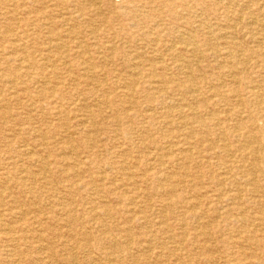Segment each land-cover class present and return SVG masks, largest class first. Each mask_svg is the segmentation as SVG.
<instances>
[{
    "label": "rangeland",
    "instance_id": "1",
    "mask_svg": "<svg viewBox=\"0 0 264 264\" xmlns=\"http://www.w3.org/2000/svg\"><path fill=\"white\" fill-rule=\"evenodd\" d=\"M85 1L0 0V264H264V0Z\"/></svg>",
    "mask_w": 264,
    "mask_h": 264
},
{
    "label": "bare ground",
    "instance_id": "2",
    "mask_svg": "<svg viewBox=\"0 0 264 264\" xmlns=\"http://www.w3.org/2000/svg\"><path fill=\"white\" fill-rule=\"evenodd\" d=\"M7 1H8V0H7ZM76 1H77V0H76ZM87 1H88V0H87ZM174 1H175V0H174ZM190 1H191V0H190ZM218 1H220V0H218ZM222 1H223V0H222ZM222 1H221V2H222ZM238 1H240V0H238ZM84 2L86 3L85 0H84ZM90 2H91V1H90ZM164 2H165V1H164ZM192 2H193V1H192ZM208 2H209V1H208ZM208 2H207V4H208ZM227 2H228V1H227ZM229 2H230V1H229ZM236 2H237V0H236ZM255 2H256V1H255ZM255 2H254V4H256ZM257 2H258V1H257ZM71 3H72V2H71ZM71 3H70V4H71ZM95 3H96V2H95ZM159 3H160V1H159ZM205 3H206V2H205ZM217 3H218V2H217ZM232 3H233V2H232ZM244 3H245V2H244ZM246 3H247V2H246ZM246 3H245V5H246ZM80 4H81V3H80ZM86 4H88V3H86ZM105 4H106V1H105ZM192 4H193V3H192ZM209 4H210V3H209ZM242 4H243V3H242ZM49 5H51V4H49ZM135 5H136V4H135ZM137 5H138V4H137ZM234 5H235V4H234ZM243 5H244V4H243ZM262 5H263V4H262ZM11 6H12V5H11ZM36 6H37V5H36ZM38 6H39V5H38ZM38 6H37V7H38ZM40 6H41V5H40ZM68 6H70V5L68 4ZM83 6H84V5H83ZM98 6H99V4H98ZM145 6H146V5H145ZM204 6H205V5H204ZM235 6H236V5H235ZM246 6L248 7V5H246ZM249 6H250V5H249ZM75 7H76V6H75ZM77 7H78V6H77ZM139 7H140V6H139ZM139 7H138V8H139ZM160 7H161V6H160ZM185 7H186V6H185ZM205 7H206V6H205ZM93 8H94V6H93ZM133 8H134V7H133ZM192 8H193V7H192ZM240 8H241V7H239L238 9H240ZM37 9H38V8H37ZM70 9H71V8H70ZM78 9H79V8H78ZM86 9H87V8H86ZM103 9H104V7H103ZM139 9H140V8H139ZM184 9H185V8H184ZM242 9H243V8H242ZM259 9H260V8H259ZM76 10H77V9H76ZM76 10H75V11H76ZM190 10H192V9H190ZM201 10H202V9H201ZM201 10H200V11H201ZM217 10H218V9H217ZM48 11H49V10H48ZM96 11H97V10H96ZM154 11H155V10H154ZM186 11H187V10H186ZM193 11H194V10H193ZM227 11H228V10H227ZM236 11H237V10H236ZM239 11H240V10H239ZM49 12H50V11H49ZM93 12H94V11H93ZM98 12H99V11H98ZM156 12H157V11H156ZM188 12H189V11H188ZM188 12H187V13H188ZM216 12H217V11H216ZM229 12H230V11H229ZM258 12H259V11H258ZM258 12H257V13H258ZM50 13H51V12H50ZM53 13H54V12H53ZM86 13H87V12H86ZM128 13H129L128 15H130V16H132L133 14H135V13H133L132 11H130V12H128ZM244 13H245V12H244ZM179 14H180V13H179ZM22 15H23V14H22ZM204 15H205V14H204ZM229 15H230V14H229ZM237 15H238V14H237ZM246 15H249V14H246ZM250 15H252V14H250ZM37 16H38V15H37ZM90 16H92V13L90 14ZM96 16H97V15H96ZM124 16H125V15H124ZM145 16H146V14H145ZM177 16H178V15H177ZM183 16H184V15H183ZM186 16H187V14H186ZM186 16H185V17H186ZM207 16H208V15H207ZM227 16H228V15H227ZM71 17H72V15H71ZM140 17H141V16H140ZM155 17H156V16H155ZM170 17H171V16H170ZM174 17H175V16H174ZM38 18H39V17H38ZM38 18H37V19H38ZM97 18H98V17H97ZM97 18H96V19H97ZM111 18H112V16H111ZM146 18L148 19V17H146ZM161 18H162V17H161ZM190 18H191V17H190ZM190 18H189V19H190ZM237 18H238V17H237ZM132 19H133V18H132ZM150 19H151V18H150ZM182 19H183V18H182ZM196 19H197V18H196ZM226 19H227V18H226ZM234 19H235V18H233V20H234ZM238 19H239V18H238ZM240 19L242 20V18H240ZM29 20H30V17H29ZM74 20H75V19H74ZM78 20H79V19H78ZM99 20H100V18H99ZM151 20H152V19H151ZM191 20H192V19H191ZM201 20H204V21H205L204 18L201 19ZM233 20H232V21H233ZM251 20H252V19H251ZM110 21H111V23H112L113 19H112V20L110 19ZM110 21H109V22H110ZM117 21H118V19H117ZM226 21H227V20H226ZM253 21H255V20L253 19ZM46 22H47V21H46ZM100 22H102V20H101ZM114 22H115V21H114ZM120 22H122V21L120 20ZM169 22H170V21H169ZM233 22H234V21H233ZM235 22H236V21H235ZM245 22H246V21H245ZM251 22H252V21H251ZM87 23H88V22H87ZM115 23H116V22H115ZM155 23H156V22H155ZM195 23H196V22H195ZM195 23H194V24H195ZM205 23H206V22H205ZM227 23H228V22H227ZM247 23H248V22H247ZM254 23H255V22H254ZM260 23H261V22H260ZM42 24H44V23L42 22ZM80 24H81V23H80ZM80 24H79V25H80ZM148 24H150V23H148ZM181 24H182V23H181ZM199 24H200V23H199ZM224 24H225V23H224ZM249 24H250V22H249ZM106 25H107V24H106ZM115 25H116V24H115ZM124 25H125V24H124ZM131 25H132V24H131ZM133 25H134V24H133ZM244 25H245V24H244ZM252 25H253V23H252ZM36 26H37V25H36ZM112 26H113V25H112ZM122 26H123V25H122ZM150 26H151V25H150ZM161 26H162V25H161ZM167 26H168V25H167ZM237 26H238V25H237ZM247 26H248V25H247ZM124 27H126V26H124ZM147 27H149V26H147ZM200 27H201V26H200ZM200 27H199V28H200ZM208 27H209V26H208ZM212 27H213V26H212ZM225 27H226V26H225ZM263 27H264V26H262V28H263ZM122 28H123V27H122ZM129 28H130V27H129ZM132 28H133V27H132ZM183 28H184V27H183ZM189 28H190V27H189ZM194 28H195V27H194ZM218 28H219V27H218ZM222 28H224V27H222ZM256 28H257V26H256ZM28 29H29V28H28ZM104 29H105V28H104ZM104 29H103V30H104ZM123 29H124V28H123ZM140 29H142V28H140ZM150 29H151V27H150ZM153 29H154V28H153ZM203 29H204V28H203ZM207 29H208V28H207ZM216 29H217V28H216ZM248 29H249V28H248ZM103 30H102V31H103ZM131 30H132V29H131ZM135 30H136V29H135ZM169 30H170V29H169ZM176 30H177V29H176ZM182 30H183V29H182ZM246 30H247V29H246ZM85 31H86V30H85ZM91 31H92V29H91ZM119 31H120V30H118V32H119ZM123 31H124V30H123ZM165 31H166V30H165ZM189 31H191V30H189ZM199 31H200V30H199ZM220 31H224V30H220ZM247 31H248V30H247ZM261 31H262V30H261ZM18 32H19V31H18ZM33 32H34V30H33ZM86 32H87V31H86ZM133 32H134V31H133ZM185 32H186V31H185ZM215 32H216V31H215ZM135 33H136V31H135ZM182 33H183V32H182ZM188 33H189V32H188ZM239 33L241 34V32H239ZM239 33H238V34H239ZM244 33H248V32L245 31ZM137 34H140V33H137ZM143 34H144V33H143ZM185 34H186V33H185ZM193 34H194V32H193ZM240 34H239V35H240ZM248 34H249V33H248ZM45 35H46V34H45ZM116 35H117V34H116ZM141 35H142V34H141ZM154 35H155V33H154ZM158 35H159V34H158ZM178 35H180V34H178ZM220 35H221V34H219V36H220ZM257 35H258V34H257ZM34 36H35V35H34ZM65 36H66V35H65ZM68 36H69V35H68ZM86 36H87V34H86ZM152 36H153V35H152ZM181 36H182L181 38H184V37H185L184 40H186V39L188 38L189 34H186V35H183V34H182ZM207 36H208V35H207ZM222 36H223V35H222ZM69 37H70V36H69ZM118 37H119V36H117V39H119ZM124 37H125V36H124ZM142 37H144V36H142ZM162 37H163V35H162ZM234 37H235V36H234ZM246 37H247V36H246ZM249 37H250V36H249ZM263 37H264V36H263ZM47 38H48V37H47ZM70 38H71V37H70ZM110 38H111V37H110ZM137 38H138V37H137ZM151 38H152V37H151ZM163 38H164V37H163ZM178 38H179V37H178ZM216 38H217V37H216ZM232 38H233V37H232ZM44 39H46V38H44ZM86 39H87V38H86ZM115 39H116V38H115ZM143 39H145V37H144ZM149 39H150V38H149ZM152 39H153V38H152ZM169 39H170V38H169ZM207 39H208V37H207ZM209 39H210V38H209ZM218 39H220V38H218ZM224 39H225V38H223V40H224ZM257 39H258V38H257ZM19 40H20V39H19ZM21 40H22V39H21ZM53 40H54V39H53ZM99 40H100V39H99ZM121 40H122V39H121ZM129 40H130V39H129ZM140 40H141V39H140ZM140 40H139V41H140ZM153 40H155V39H153ZM178 40H179V39H178ZM193 40H194V39H193ZM228 40H229V39H228ZM240 40H241V39H240ZM243 40H244V39H243ZM260 40H261V39H260ZM91 41H92V40H91ZM113 41H114V40H113ZM132 41H133V38H132ZM167 41H168V40H167ZM179 41L181 42L182 40H179ZM70 42H71V41H70ZM117 42H118V41H117ZM119 42H120V41H119ZM151 42H152V40H151ZM161 42H162V41L160 40V43H161ZM163 42H164V41H163ZM163 42H162V43H163ZM171 42H172V41H171ZM203 42H204V41H203ZM208 42L210 43V41H208ZM213 42H214V41H213ZM249 42H250V40H249ZM254 42H255V41H254ZM110 43H111V42H110ZM112 43H113V42H112ZM147 43H148V41H147ZM183 43H184V42H183ZM187 43H188V45H189L190 47H192V50H193L192 54H193V53H194V54L196 53L195 55H197V56L199 55V57H201V56H200V53L197 52V51L195 50V48H194V47H195L194 44H195L196 42L194 43V41L192 42V40H189V39H188ZM187 43H186V44H187ZM28 44H29V43H28ZM114 44H115V43H114ZM114 44H113V45H114ZM119 44H120V43H119ZM119 44H118V45H119ZM121 44H122V43H121ZM148 44H149V43H148ZM150 44H151V43H150ZM170 44H171V43H170ZM174 44H175V43H174ZM222 44H224V42H222ZM226 44H227V43H226ZM226 44H225V45H226ZM230 44H231V43H230ZM230 44H229V45H230ZM241 44H242V43H241ZM244 44H245V43H244ZM60 45H62V44H60ZM92 45H93V44H92ZM118 45H117V46H118ZM136 45H137V44H136ZM159 45H161V44H159ZM195 45H196V44H195ZM205 45H206V44H205ZM210 45H211V44H210ZM238 45H239V44H238ZM19 46H20V45H19ZM25 46H27V44H25ZM62 46H63V45H62ZM114 46H115V45H114ZM117 46H116V47H117ZM139 46H140V45H139ZM166 46H167V44H166ZM169 46H170V45H169ZM172 46H173V45H172ZM172 46H170V47H172ZM175 46H176V45H174L173 48H175ZM202 46H203V45H202ZM208 46H209V45H208ZM215 46H216V45H215ZM227 46H228V45H227ZM76 47H77V46H76ZM116 47H115V48H116ZM120 47H121V46H120ZM125 47H126V46H125ZM134 47H135V46H134ZM136 47H137V46H136ZM136 47H135V49L137 50ZM164 47H165V46H164ZM206 47H207V46H206ZM213 47H214V46H213ZM221 47H223V46L221 45ZM142 48H144V47H142ZM149 48H150V47H149ZM173 48H172V49H173ZM225 48H226V47H225ZM225 48H224V50H225ZM21 49H22V47H21ZM144 49H145V48H144ZM153 49H154V48H153ZM210 49H211V48H210ZM226 49H227V48H226ZM236 49H237V48H236ZM56 50H58V49H56ZM110 50H111V47H110ZM123 50H124V49H123ZM139 50H140V49H139ZM141 50H143V49H141ZM162 50H163V49H161V51H162ZM164 50H166V49H164ZM168 50H170V48H169ZM168 50H167V53H168ZM179 50H180V49H179ZM190 50H191V49H190ZM190 50H189V51H190ZM207 50H209V49H207ZM211 50H212V49H211ZM221 50H222V49H221ZM4 51H5V50H4ZM7 51H8V49H7ZM67 51H68V50H67ZM126 51H128V50H126ZM134 51H135V50H134ZM222 51H223V50H222ZM75 52H76V51H75ZM122 52H123V51H122ZM157 52H158V51H157ZM183 52H185V51H183ZM219 52H220V51H219ZM233 52H234V51H233ZM53 53H54V52H53ZM123 53H124V52H123ZM125 53H126V52H125ZM130 53H131V52H130ZM136 53H137V52H136ZM162 53H163V52H162ZM238 53H239V52H238ZM259 53H260V52H259ZM43 54H45V53H43ZM48 54H49V53H48ZM153 54H154V52H153ZM153 54H152V55H153ZM170 54H172V52H171ZM262 54H263V53H262ZM262 54H260V55H262ZM108 55H109V54H108ZM127 55H128V54H127ZM137 55H138V54H137ZM175 55H176V54H175ZM204 55H205V53H204ZM226 55H227V54H226ZM41 56H42V54H41ZM46 56H47V55H46ZM97 56H98V55H97ZM97 56H96V57H97ZM123 56H124L123 59H125V57H127L126 55H123ZM149 56H151V54H150ZM176 56H177V55H176ZM176 56H175V57H176ZM181 56H182V55H181ZM232 56H233V55H232ZM30 57H31V56H30ZM30 57H29V59H30ZM32 57H33V56H32ZM43 57H44V56H43ZM43 57H42V58H43ZM133 57H135V56H132V58H133ZM136 57H137V56H136ZM142 57H144V56H142ZM147 57H148V56H147ZM199 57H198V58H199ZM205 57H206V56H205ZM228 57H229V56H228ZM238 57H239V56H238ZM246 57L248 58L249 55H248V56H245V58H246ZM51 58H52V57H51ZM58 58H59V57H58ZM60 58H61V57H60ZM115 58H116V56H115ZM159 58H161V56H160ZM159 58H158V59H159ZM177 58H178V57H177ZM190 58H192V55H191ZM233 58H234V57H233ZM0 59H1V58H0ZM45 59H46V58H45ZM54 59H55V58H54ZM98 59H99V58H98ZM118 59H120V57H119ZM153 59H155V58H153ZM156 59H157V58H156ZM158 59H157V60H158ZM183 59H184V58H183ZM201 59H202V58H201ZM238 59H239V58H238ZM99 60H100V59H99ZM110 60H111V59H110ZM115 60L118 61L117 59H115ZM125 60H126V59H125ZM132 60H133V59H132ZM135 60H136V59H135ZM149 60H152V59H149ZM157 60H156V61H157ZM229 60H230V59H229ZM244 60H245V59H244ZM129 61H130V60H129ZM180 61H181V60H180ZM202 61H203V60H202ZM31 62H32V61H31ZM43 62H44V61H43ZM126 62H127V61H126ZM154 62H155V61H154ZM159 62H160V61H159ZM162 62H163V61H162ZM186 62H187V61H186ZM189 62H190V61H189ZM234 62H235V61H234ZM246 62H247V61H246ZM96 63H97V62H96ZM104 63H105V62H104ZM109 63H110V62H109ZM127 63H129V62H127ZM194 63H196V61H194ZM198 63H199V62H198ZM200 63H201V61H200ZM220 63H221V62H220ZM247 63H248V62H247ZM38 64H39V62H38ZM132 64H133V63H132ZM185 64H186V63H185ZM189 64H190V63H189ZM217 64H218V63H217ZM229 64H230V63H229ZM232 64H233V63H232ZM13 65H14V64H13ZM15 65H16V64H15ZM41 65H43V64H41ZM52 65H53V64H52ZM58 65H59V64H58ZM97 65H98V64H97ZM144 65H145V64H144ZM171 65H172V64H171ZM213 65H214V64H213ZM7 66H8V65H7ZM48 66H49V65H48ZM50 66H51V65H50ZM125 66H127V65H125ZM129 66H130V65H129ZM132 66H133V65H132ZM37 67H39V66H37ZM41 67H42V66H41ZM122 67H123V66H122ZM122 67H121V68H122ZM130 67H131V66H130ZM135 67H136V69H137L138 66H135ZM154 67H155V66H154ZM179 67H180V66H179ZM216 67H217V66H216ZM14 68H15V67H14ZM64 68H66V67H64ZM132 68H133V67H132ZM132 68H131V69H132ZM158 68H159V67H158ZM212 68H213V67H212ZM217 68H218V67H217ZM242 68H243V67H242ZM253 68H254V67H253ZM12 69H13V68H12ZM67 69H68V68H67ZM67 69H66V70H67ZM119 69H120V68H119ZM126 69H128V68L126 67ZM167 69H168V68H167ZM202 69H203V68H202ZM48 70H50V69H48ZM62 70H63V69H62ZM123 70H124V69H123ZM132 70H133V69H132ZM179 70H180V68H179ZM220 70H221V69H220ZM242 70H243V69H242ZM64 71H65V70H64ZM121 71H122V70H121ZM151 71H152V70H151ZM181 71H182V70H181ZM10 72H11V71H10ZM14 72H15V71H14ZM14 72H13V73H14ZM18 72H20V71H18ZM49 72H50V71H49ZM125 72H126V71H125ZM194 72H195V71H194ZM241 72H242V71H241ZM15 73H16V72H15ZM62 73H63V72H62ZM65 73H67V72H65ZM120 73H121V72H120ZM133 73H134V72H133ZM133 73H132V74H133ZM167 73H168V72H167ZM174 73H175V72H174ZM177 73H179V72H177ZM177 73H176V74H177ZM186 73H187V72H186ZM191 73H192V72H191ZM40 74H41V73H40ZM44 74H45V73H44ZM57 74H58V73H57ZM134 74H136V73H134ZM188 74H189V73H188ZM229 74H230V73H229ZM41 75H42V74H41ZM58 75H59V74H58ZM177 75H178V74H177ZM186 75H187V74H186ZM196 75H197V74H196ZM237 75H238V74H237ZM42 76H43V75H42ZM44 76H45V75H44ZM64 76H65V75H64ZM115 76H116V75H115ZM119 76H120V75H119ZM147 76H148V74H147ZM170 76H172V75H170ZM187 76H188V75H187ZM198 76H199V74H198ZM25 77H26V76H25ZM87 77H88V76H87ZM104 77H105V76H104ZM196 77H197V76H196ZM228 77H229V76H228ZM43 78H44V77H43ZM89 78H90V77H89ZM119 78H120V77H119ZM125 78H127V77H125ZM186 78H187V77H186ZM186 78H183V79H186ZM202 78H204V77H202ZM213 78H214V77H213ZM232 78H233V77H232ZM248 78H249V77H248ZM13 79H14V76H13ZM140 79H141V78H140ZM198 79H199V78H198ZM209 79H210V77H209ZM215 79H217V78H215ZM226 79H227V78H226ZM43 80H44V79H43ZM47 80H48V79H47ZM68 80H69V79H68ZM75 80H76V79H75ZM101 80H102V79H101ZM101 80H100V81H101ZM180 80H182V79H180ZM12 81H13V80H12ZM26 81H27V80H26ZM79 81H80V80H79ZM115 81H116V80H115ZM124 81H125V80H124ZM140 81H141V80H140ZM221 81H223V80H221ZM221 81H220V82H221ZM236 81H237V78H236ZM4 82H5V81H4ZM46 82H47V81H46ZM48 82H49V81H48ZM85 82H86V81H85ZM87 82H88V81H87ZM168 82H169V81H168ZM185 82H186V81H185ZM214 82H215V80H214ZM224 82H225V81H224ZM242 82H243V81H242ZM9 83H11V82L9 81ZM19 83L21 84L22 82H19ZM53 83H54V82H53ZM75 83H76V81H75ZM109 83H110V82H109ZM111 83H112V82H111ZM133 83H134V81H133ZM186 83H187V82H186ZM238 83H239V82H238ZM4 84H5V83H4ZM4 84H3V85H4ZM7 84H8V83H7ZM13 84H14V83H13ZM77 84H78V83H77ZM77 84H76V85H77ZM86 84H87V83H86ZM86 84H85V86H86ZM123 84H124V83H123ZM123 84H121V85H123ZM135 84H136V83H135ZM204 84H205V82H204ZM95 85H96V84H95ZM168 85H169V84H168ZM211 85H212V84H211ZM5 86H6V85H5ZM74 86H75V84H74ZM74 86H73V87H74ZM124 86H125V85H124ZM126 86H127V85H126ZM131 86H132V85H131ZM133 86H135V85H133ZM139 86H141V85H139ZM139 86H138V88H139ZM164 86H165V85H164ZM217 86H218V85H217ZM77 87H79V86H77ZM96 87H97V86H96ZM141 87H142V86H141ZM166 87H167V86H166ZM218 87H219V86H218ZM234 87H235V86H234ZM70 88H71V87H70ZM81 88H82V87H81ZM101 88H102V87H101ZM114 88H115V87H114ZM114 88H113V89H114ZM126 88H127V87H126ZM205 88H206V87H205ZM207 88H209V87H207ZM252 88H253V87H252ZM255 88H256V87H255ZM6 89H7V88H6ZM45 89H46V88H45ZM52 89H53V88H52ZM71 89H72V88H71ZM98 89L100 90V88H98ZM120 89H121V88H120ZM146 89H147V87H146ZM212 89H213V88H212ZM24 90H25V89H24ZM84 90H85V89H84ZM88 90H89V89H88ZM104 90H105V89H104ZM148 90H149V89H148ZM2 91H3V89H2ZM22 91H23V90H22ZM52 91H53V90H52ZM67 91H68V90H67ZM67 91H66V93H67ZM97 91H98V90H97ZM97 91H96V92H97ZM100 91H101V90H100ZM120 91H121V90H120ZM159 91H160V90H159ZM173 91H174V90H173ZM189 91H190V90H189ZM50 92H51V91H50ZM85 92H86V91H85ZM175 92H176V91H175ZM191 92H192V91H191ZM52 93H53V92H52ZM89 93H90V92H89ZM97 93H98V92H97ZM152 93H153V92H152ZM196 93H197V92H196ZM200 93H201V92H200ZM25 94H26V93H24V95H25ZM28 94H29V93H28ZM91 94H94V93H91ZM146 94H147V93H146ZM11 95H12V94H11ZM14 95H15V94H14ZM49 95H50V94H49ZM53 95H55V94H53ZM70 95H74V94H70ZM70 95H69V96H70ZM89 95H90V94H89ZM101 95H102V94H101ZM140 95H141V94H140ZM144 95H145V93H144ZM144 95H143V96H144ZM172 95H173V94H172ZM189 95H190V94H189ZM22 96H23V93H22ZM26 96H27V95H26ZM26 96H25V97H26ZM29 96H30V95H29ZM98 96H99V95H98ZM109 96H110V95H109ZM232 96H233V94H232ZM8 97H9V96H8ZM66 97H67V95H66ZM73 97H74V96H73ZM93 97H95V95H94ZM144 97H145V96H144ZM213 97H214V96H213ZM20 98H21V97H20ZM59 98H60V97H59ZM59 98H58V99H59ZM134 98H135V97H134ZM142 98H143V97H142ZM146 98H147V97H146ZM198 98H199V97H198ZM235 98H236V97H235ZM21 99H22V98H21ZM23 99H24V98H23ZM92 99H93V98H92ZM107 99H108V98H107ZM154 99H155V98H154ZM159 99H160V97H159ZM201 99H202V98H201ZM1 100H2V99H1ZM1 100H0V101H1ZM12 100H13V99H12ZM33 100H34V99H33ZM73 100H74V99H73ZM73 100H72V101H73ZM98 100H99V99H98ZM223 100H224V99H223ZM25 101H26V100H25ZM27 101H28V100H27ZM29 101H30V100H29ZM61 101H62V100H61ZM74 101H75V100H74ZM104 101H106V100L104 99ZM190 101H192V100H190ZM8 102H9V101H8ZM90 102H91V101H90ZM107 102H108V101H107ZM110 102H111V101H110ZM116 102H117V101H116ZM224 102H225V101H224ZM240 102H241V101H240ZM251 102H252V101H251ZM1 103H2V102H1ZM5 103H6V102H5ZM27 103H28V102H27ZM60 103H61V102H60ZM69 103H70V102H69ZM83 103H85V102H83ZM95 103H96V101H95ZM56 104H57V103H56ZM103 104H104V103H103ZM225 104H226V103H225ZM31 105H32V103L30 104V106H31ZM52 105H53V104H52ZM70 105H71V104H70ZM77 105H78V104H77ZM82 105H84V104H82ZM86 105H87V104H86ZM86 105H85V106H86ZM89 105H90V104H89ZM89 105H88V106H89ZM227 105H228V104H227ZM93 106H94V105H93ZM102 106H103V105H102ZM107 106H108V105H107ZM110 106H111V105H110ZM138 106H139V105H138ZM171 106H172V105H171ZM195 106H196V105H195ZM225 106H226V105H225ZM2 107H5V106H2ZM50 107H51V106H50ZM52 107H53V106H52ZM66 107H67V106H66ZM149 107H152V104H151V106H149ZM176 107H177V105H176ZM0 108H1V107H0ZM5 108H6V107H5ZM28 108H29V107H28ZM81 108L83 109V107H81ZM81 108H79V109H81ZM87 108H88V107H87ZM91 108H92V107H91ZM104 108H105V105H104ZM117 108H118V107H117ZM6 109H7V108H6ZM38 109H39V108H38ZM42 109H43V108H42ZM70 109H71V108H70ZM79 109H78V110H79ZM85 109H86V107H85ZM88 109H89V108H88ZM93 109H96V107H93ZM99 109H100V108H99ZM146 109H147V108H146ZM217 109H218V108H217ZM52 110H53V109H52ZM57 110H58V107H57ZM73 110H74V109H73ZM89 110H90V109H89ZM101 110H102V109H101ZM104 110H105V109H104ZM111 110H112V109H111ZM114 110H115V109H114ZM116 110H117V109H116ZM213 110H214V109H213ZM224 110H225V109H224ZM32 111H33V110H32ZM83 111H85V110H83ZM98 111H99V110H98ZM143 111H144V110H143ZM158 111H159V110H158ZM162 111H163V110H162ZM200 111H201V110H200ZM70 112H71V111H70ZM79 112H80V111H79ZM110 112H111V111H110ZM201 112H202V111H201ZM211 112H212V111H211ZM211 112H210V113H211ZM229 112H230V111H229ZM229 112H227V113H229ZM73 113H74V112H73ZM76 113H78V112H76ZM89 113H90V111H89ZM95 113H96V112H95ZM100 113L102 114V111H101ZM198 113H199V112H198ZM230 113H231V112H230ZM24 114H25V113H24ZM31 114H32V113H31ZM37 114H38V113H37ZM44 114H45V112H44ZM66 114H67V112H66ZM82 114H83V113H82ZM91 114H92V113H91ZM109 114H110V113H109ZM111 114H113V113H111ZM144 114H145V113H144ZM29 115H30V114H29ZM29 115H28V117H29ZM42 115H43V114H42ZM54 115H55V114H54ZM56 115H57V114H56ZM62 115H63V114H62ZM68 115H69V114H68ZM74 115H75V114H74ZM76 115H77V114H76ZM92 115H93V114H92ZM99 115H100V114H99ZM149 115H150V114H149ZM196 115H197V114H196ZM204 115H205V113H204ZM219 115H220V114H219ZM46 116H48V115H46ZM51 116H52V115H51ZM57 116H58V115H57ZM70 116H71V113H70ZM100 116H101V115H100ZM151 116H152V115H151ZM240 116H241V115H240ZM31 117H32V116H31ZM74 117H75V116H74ZM82 117H85V116H82ZM87 117H88V116H87ZM91 117H92V116H91ZM107 117H108V116H107ZM115 117H116V116H115ZM149 117H150V116H149ZM152 117H153V116H152ZM198 117H199V116H198ZM10 118H11V117H10ZM10 118H9V119H10ZM12 118H13V115H12ZM79 118H80V117H79ZM110 118H112V117L110 116ZM208 118H209V117H208ZM214 118H215V117H214ZM16 119H17V118H16ZM90 119H91V118H90ZM100 119H101V118H100ZM210 119H211V118H210ZM4 120H5V119H4ZM74 120H75V119H74ZM93 120H94V118H93ZM118 120H119V119H118ZM157 120H158V119H157ZM12 121H13V120H12ZM18 121H19V120H18ZM20 121H22V120H20ZM65 121H66V120H65ZM87 121H88V120H87ZM89 121H90V120H89ZM91 121H92V120H91ZM101 121H102V120H101ZM114 121H115V120H114ZM225 121H226V120H225ZM5 122H6V121H5ZM76 122H77V121H76ZM83 122H84V120H83ZM85 122H86V120H85ZM93 122H94V121H93ZM117 122H119V124H120V121H117ZM207 122H208V121H207ZM9 123H10V122H9ZM43 123H44V122H43ZM68 123H69V122H68ZM90 123H91V122H90ZM97 123H98V122H97ZM186 123H187V122H186ZM194 123L196 124V127H198V125H199L200 122H196V121H194ZM10 124H11V123H10ZM16 124H17V123H16ZM18 124H19V123H18ZM18 124H17V125H18ZM37 124H38V123H37ZM50 124H51V123H50ZM66 124H67V123H66ZM73 124H74V123H73ZM73 124H72V125H73ZM75 124H76V123H75ZM87 124H89V123H87ZM93 124H94V123H93ZM105 124H106V123H105ZM114 124H115V123H114ZM197 124H198V125H197ZM82 125H84V123H83ZM14 126H15V125H14ZM68 126H69V125H68ZM73 126H74V125H73ZM79 126H80V125H79ZM181 126H182V125H181ZM15 127H16V126H15ZM43 127H44V126H43ZM87 127H90V126H87ZM115 127H116V126H115ZM179 127H180V126H179ZM13 128H14V127H13ZM32 128H33V127H32ZM67 128H68V127H67ZM70 128H71V127H70ZM70 128H68V130H69ZM81 128H82V127H81ZM138 128H140V127H138ZM10 129H12V128H10ZM17 129H18V128H17ZM17 129H16V130H17ZM28 129H29V128H28ZM71 129H72V128H71ZM89 129H90V128H89ZM93 129H94V128H93ZM99 129H100V128H99ZM16 130H15V131H16ZM103 130H104V129H103ZM142 130H143V129H142ZM1 131H2V130H1ZM18 131H19V130H18ZM34 131H35V130H34ZM34 131H33V132H34ZM43 131H44V130H43ZM52 131H53V130H52ZM87 131H89V130H87ZM93 131H94V130H93ZM98 131H100V130H98ZM16 132H17V131H16ZM64 132H65V130H64ZM66 132H67V131H66ZM94 132H96V131H94ZM94 132H93V133H94ZM103 132H104V131H103ZM145 132H146V130H145ZM179 132H180V131H179ZM185 132H186V131H185ZM187 132H188V131H187ZM31 133H32V132H31ZM37 133H38V132H37ZM68 133H69V132H68ZM74 133H75V132H74ZM93 133H92V134H93ZM141 133H142V132H141ZM222 133H223V132H222ZM222 133H221V134H222ZM3 134H4V133H3ZM7 134H8V133H7ZM24 134H25V133H24ZM53 134H54V132H53ZM63 134H64V133H63ZM63 134H62V135H63ZM71 134H72V133H71ZM90 134H91V133H90ZM90 134H89V135H90ZM58 135H59V134H58ZM76 135H77V134H76ZM4 136H5V134H4ZM10 136H11V135H10ZM52 136H53V135H52ZM82 136H84V135L82 134ZM87 136H88V135H87ZM220 136H221V135H220ZM8 137H9V136H8ZM32 137H33V136H32ZM53 137H54V136H53ZM67 137H68V136H67ZM119 137H120V136H119ZM2 138H3V137H2ZM14 138H15V136H14ZM27 138H28V137H27ZM33 138H34V137H33ZM54 138H55V137H54ZM144 138H146V137H144ZM217 138H218V136H217ZM217 138H215V139H217ZM60 139H61V138H60ZM71 139H72V138H71ZM90 139H91V138H90ZM97 139H98V138H97ZM4 140H5V139H4ZM4 140H3V141H4ZM11 140H12V138H11ZM11 140H10V141H11ZM13 140H14V139H13ZM54 140H55V139H54ZM83 140H85V139H83ZM86 140H87V139H86ZM111 140H112V139H111ZM113 140H114V139H113ZM113 140H112V141H113ZM118 140H119V139H118ZM145 140H146V139H145ZM202 140H203V139H202ZM8 141H9V140H8ZM15 141H16V140H15ZM24 141H25V140H24ZM45 141H46V140H45ZM112 141H110V142H112ZM198 141H199V140H198ZM6 142H7V141H6ZM55 142H56V141H55ZM69 142H70V141H69ZM75 142H76V141H75ZM85 142H86V141H85ZM102 142H104V141H102ZM16 143H17V142H16ZM16 143H15V144H16ZM23 143H24V142H23ZM23 143H22V144H23ZM25 143H26V142H25ZM61 143H62V142H61ZM86 143H87V142H86ZM100 143H101V142H100ZM172 143H174V142H172ZM6 144H7V143H6ZM83 144H84V143H83ZM38 145H39V144H38ZM38 145L35 146V147H39ZM80 145H81V144H80ZM116 145H118V144L116 143ZM116 145H114V146H116ZM104 146H105V145H104ZM104 146H103V147H104ZM119 146H120V145H119ZM1 147H2V146H1ZM10 147H11V146H10ZM100 147H101V146H100ZM103 147H102V149H103ZM116 147H117V146H116ZM20 148H21V147H20ZM55 148H56V147H55ZM57 148H58V147H57ZM82 148H83V147H82ZM85 148H86V146H85ZM87 148H88V147H87ZM87 148H86V149H87ZM92 148H93V147H92ZM113 148H114V147H113ZM0 149H1V148H0ZM16 149H17V148H16ZM18 149H19V148H18ZM34 149H35V148H34ZM63 149H64V148H63ZM86 149H85V153H86ZM93 149H94V148H93ZM100 149H101V148H100ZM70 150H71V149H70ZM96 150H97V148H96ZM111 150H112V149H111ZM37 151H38V150H37ZM42 151H43V150H42ZM87 151H88V150H87ZM105 151H106V150H105ZM2 152H3V151H2ZM24 152H25V151H24ZM56 152H57V151H56ZM63 152H64V151H63ZM89 152H90V149H89ZM37 153H38V152H37ZM68 153H69V152H68ZM68 153H67V154H68ZM71 153H72V152H71ZM80 153H81V152H80ZM98 153H99V152H98ZM104 153H105V152H104ZM113 153H114V152H113ZM121 153H122V152H121ZM5 154H6V153H5ZM30 154H31V153H30ZM53 154H54V152H53ZM67 154H66V155H67ZM96 154H97V153H96ZM106 154H107V153H106ZM116 154H117V153H116ZM7 155H8V154H7ZM43 155H44V154H43ZM121 155H122V154H121ZM14 156H15V155H14ZM55 156H56V155H55ZM92 156H93V155H92ZM69 157H70V156H69ZM78 157H79V156H78ZM84 157H85V156H84ZM86 157H89V156H86ZM90 157H91V156H90ZM103 157H104V156H103ZM118 157H119V156H118ZM159 157H160V155H159ZM15 158H16V157H15ZM89 159H90V158H89ZM111 159H112V158H111ZM11 160H12V159H11ZM24 160H26V159H24ZM78 160H79V159H78ZM8 161H9V160H8ZM26 161H27V160H26ZM71 161H72V160H71ZM82 161H83V160H82ZM100 161H101V160H100ZM110 161H111V160H110ZM115 161H116V160H115ZM53 162H54V161H53ZM88 162H89V161H88ZM111 162H112V161H111ZM111 162H110V163H111ZM257 162H258V161H257ZM18 163H19V162H18ZM34 163H35V162H34ZM34 163H33V164H34ZM36 163H37V162H36ZM99 163H100V162H99ZM106 163H107V162H106ZM118 163H119V162H118ZM118 163H117V164H118ZM57 164H58V163H57ZM71 164H72V163H71ZM74 164H75V162H74ZM79 164H80V163H79ZM61 165H62V164H61ZM80 165H81V164H80ZM104 165H105V164H104ZM115 165H116V164H115ZM118 165H119V164H118ZM5 166H6V165H5ZM12 166H13V165H12ZM55 166H56V164H55ZM106 166H107V164H106ZM121 166H122V165H121ZM7 167H8V166H7ZM20 167H22V166H20ZM29 167H30V166H29ZM95 167H96V165H95ZM99 167H100V166H99ZM111 167H113V166H111ZM115 167H117V166H115ZM123 167H124V166H123ZM41 168L43 169L44 167H42V165H41ZM46 168H47V166H46ZM46 168H44V170H45ZM63 168H64V167H63ZM101 168H102V167H101ZM19 169H20V168H19ZM19 169H17V170H19ZM26 169H27V168H26ZM32 169H33V168H32ZM98 169H99V168H98ZM117 169H118V168H117ZM122 169H123V168H122ZM124 169H125V167H124ZM48 170H49V168H48ZM73 170H74V169H73ZM95 170H96V169H95ZM23 171H24V170H23ZM64 171H65V170H64ZM70 171H71V170H70ZM91 171H92V170H91ZM119 171H120V170H119ZM126 171H127V170H126ZM254 171H255V170H254ZM21 172H22V171H21ZM38 172H39V171H38ZM74 172H75V171H74ZM74 172H73V173H74ZM76 172H77V171H76ZM107 172H108V171H107ZM107 172H106V173H107ZM110 172H111V171H110ZM243 172H244V171H243ZM24 173H25V172H24ZM71 173H72V171H71ZM79 173H80V172H79ZM54 174H55V173H54ZM54 174H53V175H54ZM93 174H94V173H93ZM120 174H121V173H120ZM124 174H126V173H124ZM129 174H131V173H129ZM32 175H33V174H32ZM55 175H57V174H55ZM77 175H78V174H77ZM96 175H97V174H96ZM122 175H123V174H122ZM131 175H132V174H131ZM263 175H264V174H263ZM91 176H92V175H91ZM138 176H139V175H138ZM167 176H168V175H167ZM17 177H18V176H17ZM23 177H24V176H23ZM68 177H70V176H68ZM101 177H102V176H101ZM103 177H104V176H103ZM127 177H128V176H127ZM77 178H78V176H77ZM89 178H90V177H89ZM131 178H132V177H131ZM259 178H260V177H259ZM21 179H22V178H21ZM43 179H44V178H43ZM57 179H58V178H57ZM81 179H82V178H81ZM97 179H98V178H97ZM100 179H101V178H100ZM118 179H119V178H118ZM132 179H133V178H132ZM262 179H263V178H262ZM127 180H128V179H127ZM32 181H33V180H32ZM90 181H91V179H90ZM101 181H102V180H101ZM112 181H113V180H112ZM72 182H73V181H72ZM83 182H85V181H83ZM98 182H99V180H98ZM102 182H103V181H102ZM139 182H140V181H139ZM139 182H138V183H139ZM142 182H144V181H142ZM107 183H109V182H107ZM112 183H113V182H112ZM74 184L76 185L75 182H74ZM41 185H42V184H41ZM105 185H106V184H105ZM111 185H112V184H111ZM133 185H134V184H133ZM143 185H145V184L143 183ZM143 185H142V186H143ZM71 186H72V184H71ZM90 186H91V185H90ZM142 186H141V187H142ZM148 186H149V185H148ZM59 187H60V186H59ZM101 187H102V186H101ZM52 188H53V187H52ZM99 188H100V187H99ZM121 188H122V186H121ZM136 188H137V186H136ZM79 189H80V188H79ZM95 189H96V188H95ZM114 189H115V188H114ZM74 190H75V189H74ZM98 190H99V189H98ZM122 190H123V189H122ZM151 190H152V188H151ZM153 190H155V189H153ZM224 190H225V189H224ZM9 191H10V189H9ZM89 191H90V190H89ZM101 191H102V190H100V192H101ZM113 191H114V190H113ZM119 191H120V190H119ZM141 191H142V190H141ZM145 191H146V190H145ZM147 191H149V190H147ZM147 191H146V192H147ZM225 191H226V190H225ZM111 192H112V191H111ZM114 192H115V191H114ZM126 192H127V191H126ZM67 193H68V192H67ZM105 193H106V192H105ZM117 193H118V192H117ZM213 193H214V192H213ZM81 194H82V193H81ZM92 194H93V193H92ZM96 194H97V193H96ZM101 194H102V193H101ZM108 194H109V193H108ZM125 194H126V193H125ZM129 194H131V193H129ZM143 194H144V193H143ZM6 195H7V194H6ZM6 195H5V196H6ZM88 195H89V194H88ZM145 195H146V194H145ZM148 195H149V194H148ZM159 195H160V194H159ZM252 195H253V194H252ZM91 196H92V195H91ZM255 196H256V195H255ZM76 197H77V196H76ZM146 197H147V195H146ZM261 197H262V196H261ZM6 198H7V197H6ZM35 198H36V197H35ZM63 198H64V197H63ZM100 198H101V197H100ZM133 198H134V197H133ZM162 198H164V197H162ZM170 198H171V197H170ZM170 198H169V199H170ZM256 198H257V197H256ZM256 198H255V199H256ZM46 199H47V198H46ZM61 199H62V198H61ZM70 199H71V198H70ZM87 199H88V198H87ZM89 199H90V197H89ZM89 199H88V200H89ZM91 199H92V198H91ZM104 199H105V198H104ZM169 199H168L167 201H169ZM171 199H172V198H171ZM0 200H1V199H0ZM93 200H94V199H93ZM116 200H117V199H116ZM157 200H158V197H157ZM165 200H166V199H165ZM256 200H257V199H256ZM111 201H112V200H111ZM131 201H133V200H131ZM186 201H187V200H186ZM192 201H193V200H192ZM192 201H190V203H191ZM259 201H260V200H259ZM11 202H12V201H11ZM218 202H219V201H218ZM120 203H121V202H120ZM188 203H189V202H188ZM219 203H220V202H219ZM106 204H107V203H106ZM106 204H105V205H106ZM109 204H111V203H109ZM121 204H122V203H121ZM140 204H141V203H140ZM166 204H167V203H166ZM169 204H170V203H169ZM174 204H175V202H174ZM222 204H223V203H222ZM222 204H221V205H222ZM259 204H260V203H259ZM259 204H257V205H259ZM0 205H1V204H0ZM92 205H93V204H92ZM98 205H99V204H98ZM167 205H168V204H167ZM167 205H166V206H167ZM177 205H179V204L177 203ZM217 205H218V204H217ZM2 206H3V205H2ZM131 206H132V205H131ZM213 206H214V205H213ZM218 206H219V205H218ZM3 207H4V206H3ZM146 207H147V206H146ZM150 207H151V206H150ZM156 207H157V206H156ZM160 207H162V206H160ZM178 207H179V206H178ZM92 208H93V207H92ZM94 208H95V207H94ZM99 208H100V207H99ZM115 208H116V207H115ZM143 208H144V207H143ZM143 208H142V209H143ZM183 208H184V207H183ZM187 208H188V206H187ZM232 208H234V207H232ZM244 208H245V207H244ZM2 209H3V208H2ZM86 209H87V208H86ZM90 209H91V208H90ZM102 209H103V207H102ZM167 209H169V208H167ZM169 210H171V209H169ZM177 210H178V209H177ZM192 210H193V209H192ZM200 210H201V208H200ZM204 210H205V209H204ZM12 211H13V210H12ZM21 211H22V210H21ZM93 211H94V210H93ZM105 211H106V210H105ZM109 211H110V210H109ZM130 211H131V210H130ZM132 211H133V210H132ZM233 211H234V210H233ZM85 212H86V211H85ZM91 212H92V211H91ZM106 212H108V211H106ZM121 212H122V211H121ZM156 212H157V211H156ZM161 212H162V211H161ZM165 212H166V211H165ZM168 212H169V211H168ZM171 212H172V211H171ZM189 212H190V211H189ZM202 212H204V211H202ZM211 212H212V211H211ZM220 212H221V211H220ZM226 212H227V211H226ZM263 212H264V211H263ZM58 213H59V212H58ZM124 213H125V212H124ZM129 213H130V212H129ZM153 213H154V212H153ZM207 213H208V212H207ZM207 213H206V214H207ZM217 213H218V212H217ZM228 213H229V212H228ZM233 213H234V212H233ZM38 214H39V212H38ZM166 214H167V213H166ZM213 214H214V213H213ZM222 214H223V213H222ZM234 214H235V213H234ZM237 214H238V212H237ZM252 214H253V213H252ZM254 214H255V213H254ZM20 215H21V214H20ZM40 215H41V214H40ZM44 216H45V215H44ZM100 216H101V215H100ZM104 216H105V215H104ZM126 216H127V215H126ZM160 216H161V215H160ZM218 216H219V215H218ZM225 216H227V214H226ZM225 216H224V217H225ZM66 217H67V216H66ZM107 217H108V215H107ZM216 217H217V216H216ZM224 217H222V218L224 219ZM97 218H98V217H97ZM100 218H101V217H100ZM105 218H106V217H105ZM113 218H114V217H113ZM187 218H188V217H187ZM228 218H229V217H228ZM234 218H235V217H234ZM31 219H32V218H31ZM110 219H111V218H110ZM159 219H160V218H159ZM162 219H163V218H162ZM195 219H196V218H195ZM229 219H230V218H229ZM232 219H233V218H232ZM263 219H264V218H263ZM116 220H117V218H116ZM203 220H205V219H203ZM217 220H218V219H217ZM217 220H214V221H217ZM225 220H226V219H225ZM238 220H239V218H238ZM36 221H38V220H36ZM58 221H59V220H58ZM223 221H224V220H223ZM88 222H89V221H88ZM102 222H103V221H102ZM115 222H116V221H115ZM196 222H197V221H196ZM220 222H221V221H220ZM227 222H228V221H227ZM232 222H233V221H232ZM8 223H9V222H8ZM11 223H12V222H11ZM17 223H18V222H17ZM70 223H71V222H70ZM108 223H109V222H108ZM116 223H117V222H116ZM158 224H159V222H158ZM44 225H45V224H44ZM72 225H73V224H72ZM203 225H204V224H203ZM220 225H221V224H220ZM29 226H30V225H29ZM50 226H52V225H50ZM53 226H54V225H53ZM60 226H62V225H60ZM104 226H105V225H104ZM154 226H155V225H154ZM9 227H10V226H9ZM129 227H130V226H129ZM180 227H181V226H180ZM191 227H192V226H191ZM248 227H249V225H248ZM19 228H20V227H19ZM34 228H35V225H34ZM130 228H131V227H130ZM138 228H139V227H138ZM194 228H195V227H194ZM205 228H206V227H205ZM232 228H233V227H232ZM36 229H37V228H36ZM38 229H39V228H38ZM38 229H37V230H38ZM63 229H64V228H63ZM235 229H236V228H235ZM127 230H128V229H127ZM142 230H143V229H142ZM225 230H226V229H225ZM1 231H2V230H1ZM33 231L35 232V230H33ZM41 231H43V230H41ZM128 231H129V230H128ZM135 231H136V230H135ZM146 231H147V230H146ZM227 231H228V230H227ZM227 231H225V232H227ZM4 232H5V231H4ZM51 232H53V231H51ZM112 232H113V231H112ZM115 232H116V231H115ZM126 232H127V231H126ZM223 232H224V231H223ZM231 232H232V231H231ZM35 233H36V232H35ZM71 233H72V232H71ZM137 233H138V232H137ZM181 233H182V232H181ZM204 233H205V232L198 234V235H197L198 239H200L199 236H205V235H203ZM219 233H220V232H219ZM42 234H43V233H42ZM86 234H87V233H86ZM135 234H136V233H135ZM228 234H229V233H228ZM82 235H83V234H82ZM217 235H218V234H217ZM244 235H245V234H244ZM56 236H59V235H56ZM67 236H68V234H67ZM89 236H90V235H89ZM116 236H118V235H116ZM116 236H114V237H116ZM227 236H228V235H227ZM233 236H234V234H233ZM127 237H128V236H127ZM215 237H216V236H215ZM235 237H236V236H235ZM255 237H256V236H255ZM64 238H66V237H64ZM150 238H151V237H150ZM173 238H174V237H173ZM227 238H228V237H227ZM4 239H5V238H4ZM32 239H33V238H32ZM77 239H78V238H77ZM125 239H127V238H125ZM8 240H9V239H8ZM8 240H7V241H8ZM12 240H13V239H12ZM33 240H35V239H33ZM38 240H40V239H38ZM118 240H119V239H118ZM130 240H131V239H130ZM185 240H186V239H185ZM229 240H230V239H229ZM234 240H235V238H234ZM240 240H242V239H240ZM245 240H246V239H245ZM259 240H260V239H259ZM9 241H10V240H9ZM9 241H8V242H9ZM50 241H51V240H50ZM150 241H151V240H150ZM210 241H211V240H210ZM8 242H7V243H8ZM33 242H34V241H33ZM33 242H32V243H33ZM35 242H36V241H35ZM53 242H54V241H53ZM63 242H64V241H63ZM76 242H77V241H76ZM116 242H117V241H116ZM123 242H124V241H123ZM129 242H130V241H129ZM131 242H132V241H131ZM184 242H185V241H184ZM193 242H194V241H193ZM1 243H2V241H1ZM10 243H12V242H10ZM13 243H14V242H13ZM15 243H16V242H15ZM64 243H65V242H64ZM230 243H231V242H230ZM239 243H240V242H239ZM4 244H5V243H4ZM34 244H35V243H34ZM68 244H69V242H68ZM123 244H124V243H123ZM123 244H122V245H123ZM127 244H128V242H127ZM191 244H192V243H191ZM199 244H200V243H199ZM231 244H232V243H231ZM236 244H237V243H236ZM6 245H7V244H6ZM10 245H12V244H10ZM50 245H52V244H50ZM117 245H118V244H117ZM193 245H195V244H193ZM242 245H243V244H242ZM12 246H14V245H12ZM65 246H66V245H65ZM126 246L128 247V245H126ZM130 246H131V245H130ZM130 246H129V247H130ZM189 246H190V245H189ZM233 246H234V244H233ZM239 246H240V245H239ZM247 246H248V245H246V247H247ZM22 247H23V246H22ZM45 247H46V246H45ZM68 247H69V246H68ZM113 247H114V246H113ZM117 247H118V246H117ZM4 248H5V247H3V250H4ZM42 248H43V247H42ZM46 248H47V247H46ZM48 248H49V247H48ZM111 248H112V247H111ZM131 248H132V247H131ZM200 248H201V247H200ZM0 249H1V248H0ZM66 249H67V248H66ZM137 249H138V248H137ZM144 249H145V248H144ZM177 249H178V248H177ZM195 249H196V248H195ZM210 249H211V248H210ZM37 250H38V249H37ZM88 250H89V249H88ZM112 250H113V249H112ZM135 250H136V249H135ZM142 250H143V249H142ZM247 250H248V249H247ZM45 251H46V250H45ZM67 251H68V250H67ZM239 251H240V250H239ZM11 252H12V250H11ZM26 252H27V251H26ZM30 252H31V251H30ZM59 252H60V250H59ZM63 252H64V251H63ZM112 252H113V251H112ZM131 252H132V251H131ZM136 252H138V251H136ZM199 252H200V251H199ZM253 252H254V251H253ZM33 253H34V252H33ZM71 253H72V251H71ZM94 253H96V252H94ZM116 253H117V252H116ZM150 253H152V252H150ZM234 253H236V252H234ZM14 254H15V253H14ZM58 254H59V253H58ZM73 254H75V253H73ZM85 254H86V253H85ZM124 254H125V253H124ZM146 254H147V253H146ZM179 254H180V253H179ZM214 254H215V253H214ZM232 254H233V253H232ZM30 255H31V253H30ZM50 255H51V254H50ZM69 255H70V254H69ZM69 255H68V256H69ZM80 255H81V254H80ZM91 255H92V254H91ZM101 255H102V254H101ZM142 255H143V254H142ZM201 255H202V254H201ZM252 255H253V254H252ZM263 255H264V254H263ZM0 256H1V254H0ZM4 256H5V255H4ZM19 256H20V255H19ZM73 256H74V255H73ZM94 256H95V255H94ZM96 256H97V255H96ZM108 256H109V255H108ZM120 256H121V255H120ZM131 256H132V255H131ZM238 256H239V255H238ZM11 257H12V256H11ZM47 257H48V256H47ZM113 257H114V256H113ZM139 257H140V256H139ZM221 257H222V256H221ZM221 257H220V258H221ZM48 258H49V257H48ZM66 258H67V257H66ZM95 258H96V257H95ZM97 258H98V257H97ZM141 258H142V257H141ZM222 258H223V257H222ZM254 258H257V257L254 256ZM8 259H9V258H8ZM46 259H47V258H46ZM50 259H51V258H50ZM80 259H81V258H80ZM104 259H106V258H104ZM119 259H120V258H119ZM218 259H219V258H218ZM257 259H258V258H257ZM51 260H53V259H51ZM95 260H96V259H95ZM101 260H102V259H101ZM128 260H129V259H128ZM152 260H153V259H152ZM219 260H220V259H219ZM30 261H31V260H30ZM74 261H75V260H74ZM104 261H105V260H104ZM121 261H123V260H121ZM133 261H134V260H133ZM136 261H137V260H136ZM142 261H143V260H142ZM173 261H174V260H173ZM236 261H237V260H236ZM0 262H1V261H0ZM3 262H5V261H3ZM14 262H15V261H14ZM22 262H23V261H22ZM44 262H45V261H44ZM90 262H91V261H90ZM96 262H97V261H96ZM107 262H108V261H107ZM109 262H110V261H109ZM113 262H114V261H113ZM134 262H135V261H134ZM151 262H154V261H151ZM239 262H240V261H239ZM1 263H2V262H1ZM11 263H12V262H11ZM27 263H28V262H27ZM41 263H42V262H41ZM41 263H40V264H41ZM55 263L57 264V262H55ZM74 263H75V262H74ZM125 263H126V262H125ZM135 263H136V262H135ZM141 263H142V262H141ZM226 263H227V262H226ZM12 264H14V263H12ZM50 264H52V263H50ZM76 264H77V263H76ZM89 264H90V263H89ZM97 264H98V263H97ZM222 264H223V263H222Z\"/></svg>",
    "mask_w": 264,
    "mask_h": 264
}]
</instances>
